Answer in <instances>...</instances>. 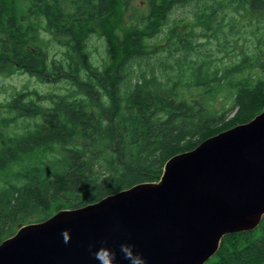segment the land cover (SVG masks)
Returning a JSON list of instances; mask_svg holds the SVG:
<instances>
[{"label": "trees", "instance_id": "16d2710c", "mask_svg": "<svg viewBox=\"0 0 264 264\" xmlns=\"http://www.w3.org/2000/svg\"><path fill=\"white\" fill-rule=\"evenodd\" d=\"M146 1L109 30L133 0H0V86L17 72L46 85L0 97V242L158 180L171 156L264 108V0ZM204 264H264V216Z\"/></svg>", "mask_w": 264, "mask_h": 264}, {"label": "water", "instance_id": "95a60500", "mask_svg": "<svg viewBox=\"0 0 264 264\" xmlns=\"http://www.w3.org/2000/svg\"><path fill=\"white\" fill-rule=\"evenodd\" d=\"M263 216L264 108L171 156L158 180L20 226L0 242V264H99L92 253L101 246L128 264L121 244L147 264H204L226 234Z\"/></svg>", "mask_w": 264, "mask_h": 264}, {"label": "rangeland", "instance_id": "374dc122", "mask_svg": "<svg viewBox=\"0 0 264 264\" xmlns=\"http://www.w3.org/2000/svg\"><path fill=\"white\" fill-rule=\"evenodd\" d=\"M148 7L149 5L146 0H133L132 5L126 11L115 9L112 12L111 16L107 20H104L101 25L104 29L112 30L114 27H117L120 30H125L128 27L129 21L134 18L138 19L143 17L142 15L147 13ZM137 9H139L140 12H137ZM92 45H97V49L94 48L93 54L94 56H96L98 61L101 60V58L105 55V48L102 41L94 37ZM29 79L31 80L32 86L39 85L42 88L46 87L45 84H39L38 82H36V79L31 78L28 74L17 72L9 77L7 79L8 81L4 82L2 86H0V97L7 95L9 92H12L11 84L16 85L17 87H21ZM1 81L2 80L0 78V83Z\"/></svg>", "mask_w": 264, "mask_h": 264}, {"label": "clouds", "instance_id": "9594fccd", "mask_svg": "<svg viewBox=\"0 0 264 264\" xmlns=\"http://www.w3.org/2000/svg\"><path fill=\"white\" fill-rule=\"evenodd\" d=\"M65 242L67 243V234H65ZM90 250L93 245H90ZM120 253L123 255V259L128 262V264H147V261L143 256L135 250L133 245L121 244ZM93 258L99 262V264H114L117 253L116 251L101 246L93 253Z\"/></svg>", "mask_w": 264, "mask_h": 264}]
</instances>
